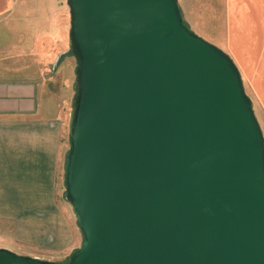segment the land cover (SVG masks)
<instances>
[{"label":"water","instance_id":"obj_1","mask_svg":"<svg viewBox=\"0 0 264 264\" xmlns=\"http://www.w3.org/2000/svg\"><path fill=\"white\" fill-rule=\"evenodd\" d=\"M76 60L64 263L264 264V134L232 57L178 0H66Z\"/></svg>","mask_w":264,"mask_h":264},{"label":"crops","instance_id":"obj_2","mask_svg":"<svg viewBox=\"0 0 264 264\" xmlns=\"http://www.w3.org/2000/svg\"><path fill=\"white\" fill-rule=\"evenodd\" d=\"M19 1L0 0V18L17 12ZM180 1L187 26L232 57L254 107L258 100L264 111V0ZM201 16L202 32L197 26ZM206 19L213 20L212 29ZM29 39L28 34L14 39L11 58L0 61L8 62L0 65V248L64 263L83 243L61 191L68 123L64 104L38 82L42 70ZM60 58L68 59L67 51L49 59L50 65L44 62L53 66Z\"/></svg>","mask_w":264,"mask_h":264},{"label":"rangeland","instance_id":"obj_3","mask_svg":"<svg viewBox=\"0 0 264 264\" xmlns=\"http://www.w3.org/2000/svg\"><path fill=\"white\" fill-rule=\"evenodd\" d=\"M19 2L20 5L17 12L0 18V61H7L11 58L10 51L12 48L10 46L14 39L28 34L33 42L32 51L35 65L42 70V73H40L41 78L38 82H45L46 92L54 95L58 102L64 104L65 121L68 123L71 110L70 101L76 84V60L69 50L70 15L66 0H20ZM180 2L184 4V0ZM183 18L186 25H188L185 16ZM210 21L211 23L213 22L212 19H206L208 27L211 28ZM197 24L199 31L202 32V16L199 21L197 20ZM27 28H29L28 32L25 31ZM11 37L13 40L10 39ZM62 51H67L68 59L60 58V61L58 60L59 62L57 61L53 66H48L44 62L46 61L49 64V59L55 61L62 54ZM14 57L12 56V58ZM42 62H44L46 67H42ZM3 64L0 62V65ZM10 64L12 65L13 63L10 62ZM247 91L250 92V89ZM256 97L257 95L254 93V98ZM261 107L257 100L254 110L264 134V111L261 110ZM66 134L69 142L68 132ZM61 178V191L65 193L62 172Z\"/></svg>","mask_w":264,"mask_h":264}]
</instances>
